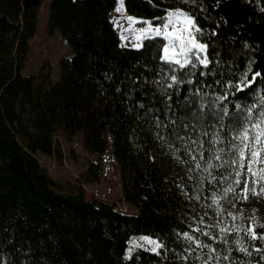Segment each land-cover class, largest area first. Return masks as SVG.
Instances as JSON below:
<instances>
[{"label":"trees","instance_id":"trees-1","mask_svg":"<svg viewBox=\"0 0 264 264\" xmlns=\"http://www.w3.org/2000/svg\"><path fill=\"white\" fill-rule=\"evenodd\" d=\"M116 2L50 0L48 25L72 54L59 61V78L48 85L46 75L35 82L22 73L42 0H0V264H195L188 235L201 219L205 243L218 249L219 235L227 241L229 264H264V239L253 241L250 233L255 225L264 237V212L257 223L247 213L238 231L217 230L203 210V191L193 203L181 192L193 187L197 152H182L176 140L187 133L206 149L214 131L226 139L244 116L264 111V0H121L127 14L153 23L167 11L195 16L210 64L185 69L160 59L159 36L140 47L120 44L110 18ZM173 74L181 83L167 89L169 112L160 87L173 83ZM158 120L168 127H157ZM59 131L80 135L84 149L98 154L110 137L123 199L136 213L52 178L36 154L61 161ZM154 150L181 161L189 182L153 158ZM218 175L214 170L212 179ZM137 235L160 241L162 252L129 253Z\"/></svg>","mask_w":264,"mask_h":264},{"label":"rangeland","instance_id":"rangeland-1","mask_svg":"<svg viewBox=\"0 0 264 264\" xmlns=\"http://www.w3.org/2000/svg\"><path fill=\"white\" fill-rule=\"evenodd\" d=\"M49 2L50 0H42L35 35L29 41L28 60L22 71V73L34 77L35 82L46 75L48 85L59 78V61L64 56L72 54L71 47L62 40L58 31L50 29L48 25ZM174 12L176 11H167L159 23H153L148 19H141L127 14L121 0H117L114 9L110 13V18L119 34L120 44L127 46L134 47L135 44L141 43L137 41L136 37L140 35L141 29L149 27L146 22H151L153 29L159 27L161 30L160 35L152 31L151 36L163 38L162 56L165 45L172 44V41L164 36V32L169 30L164 28V24L168 22V14ZM129 17L133 19L130 21ZM203 56L204 53H201V57ZM194 62L196 61L194 60ZM262 114H264V111L260 110L258 113H249L244 116L239 127L233 129L226 139H223V136L218 131L211 133L210 145L206 149L203 148V151L207 153V158L201 159L197 154V161L200 163L199 168L192 161L195 183L191 182L190 185L193 187L190 189L183 187L181 191L187 203L198 201V192L199 190L203 191V198L201 199L203 210L207 219L221 232H225L228 229L238 231L244 225L245 217L249 212H251L256 223L260 222L261 214L264 212V157L261 158L259 165L253 166V171L258 177V181L255 185L249 183L247 199H245L244 193L245 181L249 179L247 160L244 162L245 167L242 171L238 166L233 168L225 163L232 157V153L228 150L229 143L238 144L239 141L235 138L240 135L244 128L249 127L258 118L264 119ZM54 137L58 140L62 150L61 161L54 156L36 154L38 160L47 168L54 180L60 184L70 182L81 186L85 197L88 199L113 202L118 209L126 213L133 214L137 212L135 206L123 199L121 173L113 155V147L109 136H106L108 138L107 148L101 154L85 150L80 135L68 138L66 134L59 131ZM252 147L253 145L250 144L246 152L249 157ZM261 148H264V141L261 142ZM220 149L224 151H220ZM164 151L157 152V150H154L152 157L160 158L161 165L168 168L171 174L178 177L181 174L187 176L185 179L189 182L190 175L184 164ZM217 154L222 157L221 161L214 159ZM214 170L219 172L217 179H212ZM88 171H90L91 180L87 182L86 174ZM235 171H241L238 185L235 183L236 177L233 175ZM253 192L257 194L253 195ZM191 228L192 231L188 235L191 241L190 256L194 258L195 264H221V262L229 264V261L224 259V257H227L225 253L228 244L224 238L222 239V236L219 235L218 238L221 243L218 249L211 242L205 243V240H203L202 235L205 236L204 233L209 234L206 220L201 219L198 223L192 225ZM150 241L158 240L147 235L132 236L129 241L128 252L130 253L137 247L152 251L154 244ZM158 242L160 243V241ZM202 245H207V247ZM158 252H162V247L159 248Z\"/></svg>","mask_w":264,"mask_h":264},{"label":"snow or ice","instance_id":"snow-or-ice-1","mask_svg":"<svg viewBox=\"0 0 264 264\" xmlns=\"http://www.w3.org/2000/svg\"><path fill=\"white\" fill-rule=\"evenodd\" d=\"M119 11V9H117ZM130 21L133 19L132 17L128 18ZM167 23L164 24L165 29H169L164 32V36L172 41L171 45L166 44L163 48V55L160 57L166 64L172 66H179L180 69H185L188 67H196L195 61L199 62V65L208 68L210 61L207 58V45L203 43L197 42V36L201 32V28L197 24L196 18L194 15L186 13L184 11H176L174 13H169L167 16ZM149 24V27L146 29L140 30V35L136 37L137 41L141 43L135 44L134 47L142 46L143 40L151 39L152 31H155L157 35H160V28L157 27L153 29L151 27V22H146ZM201 53H204V56L201 57ZM258 75V74H257ZM170 79L173 83L167 84L166 87L161 86L160 91L164 96L167 97L165 101V107L168 108L169 112H172V108L169 104V101L172 100L171 94L167 91V89L173 88L175 84L181 83V77L173 74L170 76ZM155 83V82H154ZM242 90V89H241ZM223 99V97H221ZM188 106L186 105V108ZM190 110V109H189ZM264 116V114H262ZM179 119V117H177ZM172 124H176V121H171ZM157 127L167 128V124H163L158 120ZM180 128L188 127V125H184L181 123L179 125ZM178 129H169L170 134L177 132ZM191 131L195 132L196 129L193 127ZM203 136H207L208 133L205 131L202 133ZM239 141V143H229L228 150L232 153V157L229 158L225 163L229 164L233 168L237 166L242 171L245 167V160L248 162V177L249 179L245 181L244 185V193L245 199H247V193L249 188V183L255 185L258 181V177L256 173L253 171L254 165H259L260 160L264 157V148H261V142L264 141V119L258 118L254 123L250 124L249 127L244 128L238 137L235 138ZM176 140L181 142V145H177L181 147V151L187 153L189 150L196 151L201 159L207 158V153L203 151L202 145L203 141L198 137L196 140H193L190 135L187 133L185 136H176ZM253 145L252 151L250 153V157L246 155L247 149L249 145ZM186 145L187 147H182ZM194 146V147H193ZM220 151H224L220 149ZM191 159L196 163V167H200V163L197 161V155H192ZM216 161H221L222 157L217 154L214 156ZM222 166V165H219ZM241 171L233 172V175L236 177L235 183L238 185L240 183V175ZM223 179V177H221ZM256 195V192L252 193ZM251 239L253 241L264 239V237L257 235V227L255 225L250 226ZM187 235V233H185ZM207 236V233H204ZM154 244L152 248L153 252H158L159 248L162 247L158 241H150ZM207 247V245H202ZM240 251L246 252L245 249L240 248ZM260 251V249H256ZM215 251V249H213ZM224 259H229L228 257H224Z\"/></svg>","mask_w":264,"mask_h":264}]
</instances>
